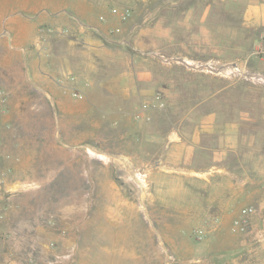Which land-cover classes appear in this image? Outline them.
Returning a JSON list of instances; mask_svg holds the SVG:
<instances>
[{
  "label": "rangeland",
  "instance_id": "obj_1",
  "mask_svg": "<svg viewBox=\"0 0 264 264\" xmlns=\"http://www.w3.org/2000/svg\"><path fill=\"white\" fill-rule=\"evenodd\" d=\"M242 8L0 0V264H259L255 205L225 217L160 161L213 112L264 152V44Z\"/></svg>",
  "mask_w": 264,
  "mask_h": 264
},
{
  "label": "crops",
  "instance_id": "obj_2",
  "mask_svg": "<svg viewBox=\"0 0 264 264\" xmlns=\"http://www.w3.org/2000/svg\"><path fill=\"white\" fill-rule=\"evenodd\" d=\"M240 21L257 31L256 42L264 44V0H243ZM11 38L17 39L15 34ZM4 60L0 52V68ZM9 62L10 74L18 73L16 62ZM244 119H222L213 112L200 117L188 136L172 130L160 161L174 171L172 175L182 184H199L204 190V204L224 205L220 210L225 217L242 212L243 204L253 203L256 211L251 221L262 226L259 264H264V161L260 165L264 152L252 145L260 139L255 136V129L244 124Z\"/></svg>",
  "mask_w": 264,
  "mask_h": 264
},
{
  "label": "built area",
  "instance_id": "obj_3",
  "mask_svg": "<svg viewBox=\"0 0 264 264\" xmlns=\"http://www.w3.org/2000/svg\"><path fill=\"white\" fill-rule=\"evenodd\" d=\"M245 211H252V207H248L247 209H245ZM245 219V218H244ZM243 220V219H242ZM244 221V220H243ZM235 222L237 223V222H240V221H238V219H235ZM238 228H239V231H244L245 230V227H244V225H240V226H238Z\"/></svg>",
  "mask_w": 264,
  "mask_h": 264
}]
</instances>
